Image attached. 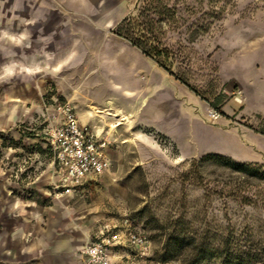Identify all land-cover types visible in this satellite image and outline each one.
Returning a JSON list of instances; mask_svg holds the SVG:
<instances>
[{"label": "rangeland", "instance_id": "1", "mask_svg": "<svg viewBox=\"0 0 264 264\" xmlns=\"http://www.w3.org/2000/svg\"><path fill=\"white\" fill-rule=\"evenodd\" d=\"M162 1L168 7L163 42L175 55L174 74L152 59L163 69V109L177 105L178 123L165 129L166 123L150 113L155 102L148 97L139 111L123 96L113 99L108 104L121 111L112 118L111 107H103L106 97H117L132 83L119 73L126 54L116 66L103 64L93 76L104 85L91 97L96 102L91 122L103 127L102 135L111 129V165L104 174L88 178L86 189L73 198L53 193L46 132L59 103L76 108L59 93L61 73H44L32 65L33 57L42 61L45 55L26 39L32 25L27 0H0L4 192L34 209L36 225L42 217L51 225L68 217L87 243L107 244L112 264H187L195 255L191 246L177 259L162 260L173 255L177 235L195 237L196 244L219 243L228 235L264 243V180L249 173L254 164L264 170V0ZM140 4L116 3L110 32L118 35L117 25L137 14ZM89 97L82 98L85 105ZM216 109L221 117L214 122L209 114ZM111 120L117 127L111 128ZM228 127L253 128L257 154L230 135L220 141L214 129ZM208 152L219 156L202 159ZM217 157L263 163L248 162L251 168L245 173ZM6 248L0 250V264H32ZM222 262L216 256L198 264Z\"/></svg>", "mask_w": 264, "mask_h": 264}, {"label": "crops", "instance_id": "2", "mask_svg": "<svg viewBox=\"0 0 264 264\" xmlns=\"http://www.w3.org/2000/svg\"><path fill=\"white\" fill-rule=\"evenodd\" d=\"M121 1L127 0H27L32 25L26 30V39L33 50L41 49L45 55L42 61L33 57L32 65L41 66L44 73L53 69L56 74H62L59 93L72 101L82 127L108 141V154L113 143L108 134L111 129L107 135H102L103 127L91 122L95 116L93 105L96 103L91 97L94 96L93 93L102 90L104 85L100 77L93 76L103 64L111 65L112 62L116 66L117 59L122 54H126V62L119 73H124L125 79L132 84L120 91L117 97L113 96L115 94L107 96V103L103 107H111L108 110H112L111 116L114 118L121 108L108 104L113 99L123 96L131 108L135 107L139 111L145 104L144 98L148 97L155 102L150 113L156 121L166 123L165 129H171L178 123L177 105H174V109L172 105L168 109H163L162 106L163 69L127 39L110 32L114 24L113 10L116 3ZM112 84L119 86L115 82ZM172 96L171 93L170 97ZM84 97L91 98L86 105L82 100ZM174 98L177 100V97ZM117 124L114 120L109 121L111 128L117 127ZM214 130L218 132L220 141L230 135L240 140L247 151L257 154L258 149L254 145L256 133L253 128L228 127ZM239 162L263 163L254 158ZM50 166L52 181L56 183L61 174L52 162ZM1 174L0 172V250L7 247L12 253L17 251L23 263L74 264L80 249L88 242L87 237L81 233L80 226L72 224L68 217L58 218L54 225L47 223L42 217L43 221L38 220L40 223L36 225L34 209L16 195L4 192ZM85 189L86 186L83 185L68 196L80 197ZM57 207L60 208L61 205L58 204ZM5 242L8 246H3L2 243Z\"/></svg>", "mask_w": 264, "mask_h": 264}, {"label": "trees", "instance_id": "3", "mask_svg": "<svg viewBox=\"0 0 264 264\" xmlns=\"http://www.w3.org/2000/svg\"><path fill=\"white\" fill-rule=\"evenodd\" d=\"M141 2L138 13L124 17L117 25L115 32L174 74L175 55L163 42L164 22L168 14V7L162 0H141ZM218 111L221 112L220 109ZM216 156L219 155L209 153L202 159L215 158ZM217 158L223 159V157ZM230 159L231 157H225L223 160L230 162L237 171L248 173L251 168L248 162L235 160L232 162ZM249 173L254 175V179L264 180V170L257 164H254V170ZM194 238L186 239L182 235L174 237L175 251H173V255L163 257L162 260L167 262L177 259L184 253L185 247L191 246L195 255L184 261L187 264H198L202 260L216 256L223 258L222 264H264V243L262 241L255 242L245 237L228 235L219 243L196 244Z\"/></svg>", "mask_w": 264, "mask_h": 264}, {"label": "built area", "instance_id": "4", "mask_svg": "<svg viewBox=\"0 0 264 264\" xmlns=\"http://www.w3.org/2000/svg\"><path fill=\"white\" fill-rule=\"evenodd\" d=\"M237 101H241L238 97ZM47 128V145L51 162L61 174L54 183L56 197L72 194L86 180L104 174L111 165L109 143L82 127L70 102L59 103ZM221 113L211 110L209 118L218 121ZM74 264H112L107 244L101 241L84 245Z\"/></svg>", "mask_w": 264, "mask_h": 264}]
</instances>
